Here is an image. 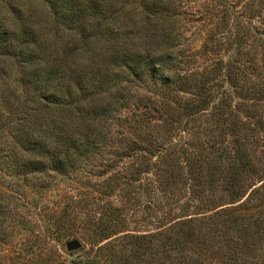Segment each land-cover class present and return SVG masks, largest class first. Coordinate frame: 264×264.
<instances>
[{"label": "rangeland", "instance_id": "rangeland-1", "mask_svg": "<svg viewBox=\"0 0 264 264\" xmlns=\"http://www.w3.org/2000/svg\"><path fill=\"white\" fill-rule=\"evenodd\" d=\"M8 1L29 7L36 33L57 28L35 0L0 3ZM182 1L198 13L188 22L181 15L182 50L170 62L159 55L161 33L138 30L131 15L76 65L63 67L61 51L38 37L29 82L1 58L0 264H264V209L256 208L264 192L241 205L264 180V0H227L236 19L230 33L233 12L223 0ZM11 17L1 6L0 23L14 33ZM138 55L164 59L166 70L135 79L125 65ZM231 60L233 88L212 71ZM172 72L197 88L170 84ZM221 89L228 97L219 100ZM104 109L105 121L92 120ZM66 152L79 161L70 170ZM234 161L247 167L231 187ZM183 222L191 244L184 252L151 237L173 239ZM70 241L77 248L68 250ZM146 248L151 254L141 256Z\"/></svg>", "mask_w": 264, "mask_h": 264}, {"label": "trees", "instance_id": "trees-1", "mask_svg": "<svg viewBox=\"0 0 264 264\" xmlns=\"http://www.w3.org/2000/svg\"><path fill=\"white\" fill-rule=\"evenodd\" d=\"M89 2V5L85 4L80 5L79 0H35V6H44L45 10L43 14H45L46 18H52L50 23L57 26V28L47 29L45 35H41L37 32L36 29V21L34 20L33 13H31L29 7L25 3H11L10 1L6 3H0L1 6H5L6 9L10 11L11 18H7L10 22V27L14 29V33L10 32L8 28L3 27V24L0 23V60H9L13 64H15L20 71V74L23 78V81L29 82L30 77L32 75V70L37 61L34 59L33 49H30V46L37 47L38 43L42 42V46L45 48L53 49L54 51H61V56L58 55V60L63 67H67L69 65L78 64V55L79 54H87L88 51L92 48L93 45L100 42L103 37L108 36L112 37V33L117 31V29H121L120 26L123 23L124 17L136 16V19L131 21L134 24H138V30H144L145 32H149L150 28L153 27L155 32L161 33V44L162 48L159 49V55L161 57L165 56L172 61L173 55H176V50L181 49V38L183 36L182 27L185 25L181 20V15L190 21V16L193 17L194 13L197 14L196 10L194 13L192 12V7L187 4H184L182 0H86ZM223 10L228 15H231L233 12V19L228 21L227 24V32H231L232 27H236L234 19L235 9L227 0H223ZM79 3V4H78ZM14 5V7H13ZM26 6L25 9L22 10L19 6ZM130 6L131 10L138 11L135 13H125V8ZM20 8L19 11H16L17 8ZM21 11H30L29 15L22 18L20 14ZM190 11V12H189ZM81 15L83 18L80 20L79 16ZM131 15V16H130ZM31 19V28L29 29V25L27 20ZM64 21L62 23V21ZM49 21V20H48ZM89 22V24H88ZM27 23V24H26ZM118 24V25H117ZM116 25L119 28H116ZM60 27H62L60 29ZM29 30V31H28ZM259 39L264 41V34L259 32ZM62 35V36H61ZM11 36V37H10ZM40 40H39V38ZM47 42V46L43 42ZM38 49H42L39 48ZM179 50V51H180ZM158 52V51H157ZM164 58V57H163ZM154 58L143 57L142 55H138L136 58H128L126 66V73L131 74L135 79H140L142 74H147L148 70L151 72V75L162 73L166 68H164V64L161 60H153ZM166 59V60H168ZM153 60V61H152ZM235 61L231 60L228 62L218 61L214 67H212V71H216L219 74L221 73L223 77V81H227L230 88H233V78L232 73L234 71ZM169 64V63H168ZM179 79V83L176 80ZM165 80L170 84L177 85L178 89L181 90H189L190 88H197L196 85H191V81H189L188 76L182 77L181 75L172 72L165 77ZM189 81V86H188ZM193 90V91H197ZM200 91L203 94L207 91L205 86H201ZM221 92L218 94V99H224L228 97V93L220 90ZM209 92V90H208ZM94 94V93H92ZM192 99L194 102L202 103L205 97H198L196 94H192ZM207 95V94H206ZM261 99L264 100V95L261 96ZM185 110L189 111V109L193 108L191 103L185 104ZM145 107H142L144 109ZM95 112V117L92 120H98L99 123L101 121H105L102 119L106 113V110H101L99 113ZM70 117L72 112L69 111ZM93 121V122H94ZM99 123L97 124L99 126ZM96 125V124H94ZM94 136L96 133H92ZM98 134V132H97ZM95 144L94 139L87 140L85 146H83L82 154L88 153L94 147ZM67 161L65 162L66 169H72L78 161V159L74 160L72 163L70 160V154L66 152ZM56 167V163L54 165ZM79 165H77L78 167ZM246 168V162H238L234 161L230 165V181H228L231 187L236 185V175H238L239 168ZM234 190V189H233ZM237 192V191H235ZM256 193L257 195H261L264 192V180L255 187H253L246 198L242 201L241 205L246 204L245 201L252 197V193ZM261 204L257 205L256 208L259 210L264 209V200L260 202ZM240 205V204H239ZM245 210H247L245 208ZM189 220V219H188ZM188 222H183L178 224V232L176 236L172 239L169 236H166V232L158 233L151 236L153 239L157 241H161V238H165L167 241L173 245L172 247L165 248V251H175V252H184L186 246L189 248L190 244V233L189 229L185 232L184 229L180 228L185 225L189 227V224H185ZM170 233H174L173 229L169 230ZM182 235L184 237H182ZM171 240V241H170ZM109 242V241H108ZM106 242V244H110ZM162 246H166L167 243L162 242ZM170 245V244H168ZM191 248V247H190ZM151 254V248H146L141 252V256H147ZM106 262V260H104ZM99 264V263H98Z\"/></svg>", "mask_w": 264, "mask_h": 264}, {"label": "water", "instance_id": "water-1", "mask_svg": "<svg viewBox=\"0 0 264 264\" xmlns=\"http://www.w3.org/2000/svg\"><path fill=\"white\" fill-rule=\"evenodd\" d=\"M66 247L68 250H74L75 248H77V243H75L74 241H70L66 244Z\"/></svg>", "mask_w": 264, "mask_h": 264}]
</instances>
